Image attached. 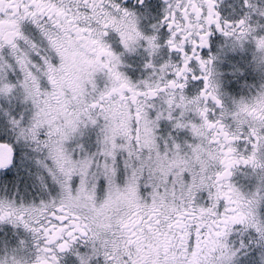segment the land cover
Here are the masks:
<instances>
[{"label":"snow or ice","instance_id":"6c2138e0","mask_svg":"<svg viewBox=\"0 0 264 264\" xmlns=\"http://www.w3.org/2000/svg\"><path fill=\"white\" fill-rule=\"evenodd\" d=\"M136 2L148 8L146 0ZM214 3L165 0L159 22L167 24L164 44L183 63L172 65V79L164 76L165 63L157 81L134 83L119 70L122 53L113 50L110 34L125 51L144 40L149 56L163 45L139 31L136 11L125 0H0V97L19 95L26 106L18 116L6 111V122L0 121V169H25L23 148L34 145L37 155L26 170L33 194L41 197L39 204L0 199V224L33 234L31 264H60L67 252L74 264H237L239 250L229 242L235 232L255 233L248 243L254 239L264 251L258 211L264 191L248 195L230 181L240 164L264 170V93L253 105H239L235 128L224 123V101L210 82L215 57L209 51L205 59L197 48H211V25L225 37L239 30L237 41L249 29L246 16L221 24ZM25 24L36 33L26 34ZM255 44L264 51V36ZM193 60L203 75L190 66ZM17 71L20 76L10 79ZM188 74L204 81L193 98L183 93ZM157 97L166 105L162 110L150 102ZM209 99L222 109L219 118H209ZM190 110L199 124L181 118ZM161 120L173 131L188 129L196 142L181 143L170 132L161 144ZM89 126L98 130L97 151L81 157V146L70 144ZM10 133L17 147L5 141ZM240 247H247L243 240Z\"/></svg>","mask_w":264,"mask_h":264},{"label":"flooded vegetation","instance_id":"af4514ba","mask_svg":"<svg viewBox=\"0 0 264 264\" xmlns=\"http://www.w3.org/2000/svg\"><path fill=\"white\" fill-rule=\"evenodd\" d=\"M130 7H132L138 17V29L145 35L155 34L158 37L159 43L163 45L156 53L149 56L146 51V42L140 40L134 45V51H125L119 42V38L116 34H110L107 38L111 44L113 50L116 53H122L120 59L122 61L120 71L123 72L131 81H157L161 76L160 66L167 63L168 68L164 73L166 79H172L175 73L172 70V65L177 67L182 65V59L178 52H169L168 46L164 44V41L168 36L167 24L160 25V20L164 15V9L166 8L165 0H146L148 8H141L136 0H125ZM257 0H249V7L244 6V0H215V11L220 14V22L223 24L225 20L233 22V25L243 17H247L246 27L249 29L248 33L239 41L237 36L240 35L239 30L230 37H225L222 33H219L215 29V25H211V31L213 35L209 37L211 48L200 49L197 48V52L204 57L208 58L209 51L211 55L215 57L213 63L209 65L212 69V76L210 82L213 85H218L217 94L224 101V111L226 115L223 117L224 123L235 128L234 113L238 111V107L241 103L253 105L256 103L258 96L264 93V51L256 48L255 38L264 36V11L260 8H254ZM257 6L259 4L257 3ZM203 14H207V8L203 10ZM156 25V29L153 28ZM26 34H35V26L31 24H25ZM197 41L199 40L196 37ZM185 49L191 54V45L185 41ZM151 62L154 67L146 68L145 64ZM197 75H203L201 73L199 65L193 60L190 65ZM187 82V87L183 90L184 95L187 98H193L198 96L200 89L203 87L204 81L191 79V74ZM104 77L101 74L98 77V83L103 86ZM176 92H180V89H176ZM159 97L150 101L151 103L161 102ZM210 109L208 115L210 119L219 118L222 109L217 108L216 105L208 100L207 104ZM214 110V112L212 111ZM197 119L198 115L196 114ZM199 120V119H198ZM200 121V120H199ZM247 130L245 125L244 131ZM239 151H244V142L241 140L238 142ZM8 169L0 170L5 172ZM233 175L230 177L231 183H233L241 192L245 193L248 188L246 178L250 176V173L261 175L264 170L253 169L251 166L240 164L232 169ZM251 177V176H250ZM246 194V193H245ZM206 195V193H201ZM41 197L38 196L32 200V203L39 204ZM11 226V224H0V226ZM26 233L27 236L22 244L28 246L31 256L34 254L33 234L26 232L22 227H16ZM21 241V240H20ZM61 254V262L68 254ZM32 261V259H31ZM29 261L28 264H31ZM60 262V264H61Z\"/></svg>","mask_w":264,"mask_h":264},{"label":"rangeland","instance_id":"374dc122","mask_svg":"<svg viewBox=\"0 0 264 264\" xmlns=\"http://www.w3.org/2000/svg\"><path fill=\"white\" fill-rule=\"evenodd\" d=\"M257 3L259 6H257ZM254 8H260L261 11H264V0H257ZM264 28V25H261ZM257 48V47H256ZM5 56L7 57V50L5 51ZM9 78L15 80L20 76V73L17 71L15 73L9 72ZM99 84V83H98ZM100 85V84H99ZM101 86V85H100ZM102 87V86H101ZM158 110H162L166 107L164 101L153 103ZM26 107L21 103L20 96L17 95L15 98L13 97H0V121L6 122V117L4 113L10 112L14 116H18L19 112ZM151 111V110H150ZM181 109H176L174 115L180 116ZM183 120L188 121L192 120L193 122L199 124L200 121L197 119L196 113L194 111H186L183 117ZM174 122V121H173ZM97 129L93 126H89L84 130V134L79 136L76 141L71 142L70 147L75 148L77 144L81 146V148H77V151L81 157L85 155H91L97 151ZM171 132L172 136L178 139L181 143L188 141L190 143L196 142L191 135V132L188 129L185 130H176L173 131L171 124L167 120H161L159 122L158 136L161 138V144L164 139H168L169 133ZM5 141L8 143H13L14 147H17L14 143V136L6 137ZM35 148L34 145H30L23 148V151L27 153L28 161L25 165V169L19 167V165L15 168H12L11 171L9 169L5 172H0V199L7 198L15 200L17 204L23 202L24 204H31L32 200L37 195L33 194L32 178L29 177L26 168L31 164L32 158H34L37 153L33 151ZM35 171V168L32 169ZM250 176L246 178V182L248 184L247 191H244L246 194L251 195L256 192L258 189L264 191V172L261 175H256L255 173H250ZM55 195V194H53ZM50 197H45L48 199ZM41 200V199H40ZM40 203V201H39ZM259 215L262 219H264V204L259 206ZM26 233L22 230H19L16 227L11 226H0V261L8 260L9 262L15 258L21 262V264H28L31 261L32 256L29 250V247L23 246L20 243L27 236ZM255 233H243L235 232L230 239V244L233 247L238 249L236 256L237 264H252L253 259L256 264H262V256H264V251H262L255 240L251 244L248 243L250 238H253ZM243 240L247 245L246 248L240 247V242ZM81 251H84L81 246ZM76 257L69 252L61 264H74ZM102 262V258H101Z\"/></svg>","mask_w":264,"mask_h":264},{"label":"water","instance_id":"95a60500","mask_svg":"<svg viewBox=\"0 0 264 264\" xmlns=\"http://www.w3.org/2000/svg\"><path fill=\"white\" fill-rule=\"evenodd\" d=\"M0 170H3V169H0Z\"/></svg>","mask_w":264,"mask_h":264}]
</instances>
